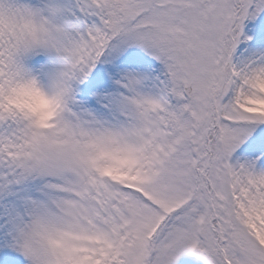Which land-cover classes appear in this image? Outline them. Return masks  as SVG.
Masks as SVG:
<instances>
[{"label":"snow or ice","instance_id":"obj_1","mask_svg":"<svg viewBox=\"0 0 264 264\" xmlns=\"http://www.w3.org/2000/svg\"><path fill=\"white\" fill-rule=\"evenodd\" d=\"M0 264H264V0H0Z\"/></svg>","mask_w":264,"mask_h":264}]
</instances>
